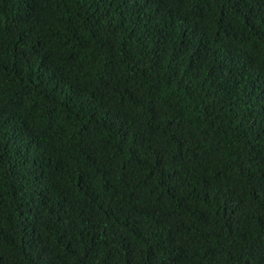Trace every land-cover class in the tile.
<instances>
[{
    "label": "trees",
    "instance_id": "trees-1",
    "mask_svg": "<svg viewBox=\"0 0 264 264\" xmlns=\"http://www.w3.org/2000/svg\"><path fill=\"white\" fill-rule=\"evenodd\" d=\"M0 264H264V0H0Z\"/></svg>",
    "mask_w": 264,
    "mask_h": 264
}]
</instances>
